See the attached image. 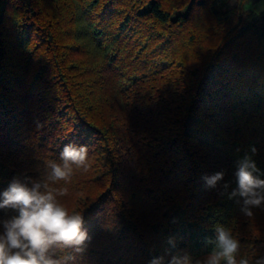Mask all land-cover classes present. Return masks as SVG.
Instances as JSON below:
<instances>
[{"label":"trees","instance_id":"1","mask_svg":"<svg viewBox=\"0 0 264 264\" xmlns=\"http://www.w3.org/2000/svg\"><path fill=\"white\" fill-rule=\"evenodd\" d=\"M246 1L0 0V192L43 180L65 144L88 148L50 185L89 236L68 264L195 261L216 225L264 256V207L229 199L238 160L264 173V10Z\"/></svg>","mask_w":264,"mask_h":264},{"label":"clouds","instance_id":"2","mask_svg":"<svg viewBox=\"0 0 264 264\" xmlns=\"http://www.w3.org/2000/svg\"><path fill=\"white\" fill-rule=\"evenodd\" d=\"M256 149L252 148L253 154ZM87 145L70 142L62 148L59 159L49 161L43 180L22 181L14 178L0 192V210H12L15 215L0 221V264H68L74 257L67 255L72 249L82 252L89 240L83 228L82 211L70 213L59 202L58 195L67 188L53 189L50 185L68 182L74 168H87ZM250 156L236 162V187L229 199L242 198L241 211L252 216V208L264 207V179ZM206 186L216 187L224 179V172L203 177ZM229 185L225 183L224 188ZM214 247L201 259L193 261L188 253L154 257L149 264H264V256L249 260L240 256L239 241L229 228L216 225ZM239 257V258H238Z\"/></svg>","mask_w":264,"mask_h":264},{"label":"rangeland","instance_id":"3","mask_svg":"<svg viewBox=\"0 0 264 264\" xmlns=\"http://www.w3.org/2000/svg\"><path fill=\"white\" fill-rule=\"evenodd\" d=\"M229 2L233 3L234 0H228ZM244 8L253 10L255 12H260L264 10V0H258V1H246L244 3Z\"/></svg>","mask_w":264,"mask_h":264}]
</instances>
